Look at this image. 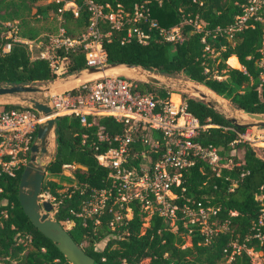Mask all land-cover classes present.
<instances>
[{
  "label": "trees",
  "instance_id": "16d2710c",
  "mask_svg": "<svg viewBox=\"0 0 264 264\" xmlns=\"http://www.w3.org/2000/svg\"><path fill=\"white\" fill-rule=\"evenodd\" d=\"M36 1L0 0V83L41 84L85 67L83 52L77 49L61 52L58 68L52 69L47 60L37 56L40 47L32 49V45L15 38L47 43L51 33L42 35L34 23L45 19L48 11L60 16L66 35L76 37L87 25V0H72L78 8L77 16L69 10L58 11L67 0L43 5H35ZM89 1L110 7L119 5L128 17L134 5H141L140 10L146 14L144 19L124 20L118 29H110L106 22L100 24L103 33L109 32L102 38L106 62L138 64L169 77L181 75L235 109L264 115V85H258L257 66L264 41V0L257 12L260 20L249 19L247 26L230 38L216 28L230 25L248 0ZM194 19L200 22L198 30L191 23ZM131 26L148 35L145 43L134 37L125 39ZM173 26L179 28L180 41H166L159 34V29ZM232 56L239 68L227 65ZM130 82L134 85L132 91L138 94L167 98L174 92L143 81ZM179 95L188 112L201 124H209L199 131L196 142L214 147L224 164L215 173L196 158L181 170L180 183L172 188L178 205L211 208L208 221L225 223L223 230L209 236L201 233L197 225L184 227L181 220L171 229L156 211L146 217L136 200L126 203L130 216L125 217L127 208L114 199L116 191L110 189L108 170L94 158L96 152L114 145L104 137L121 133L123 125L105 115L87 116L89 126L80 124L73 115L55 117V151L46 165L41 193L50 196L53 219L94 264H141L145 259V264H251L245 248L264 255V224L258 223L264 210V146L254 148L235 141L236 132L243 129L227 123L201 100ZM10 108L21 106L3 104L0 112ZM154 135L149 130H135L131 135L133 153L145 151L151 161L156 160L158 152H151L147 140ZM132 160L137 162V158ZM66 164L73 165L72 178L61 176ZM21 170L14 177L0 176V264H69L22 212L17 201ZM57 176L68 180L69 185L64 188L53 179ZM102 189L107 192L102 208L86 216L81 208ZM115 212L122 215L117 221H113ZM232 243L241 248L236 250Z\"/></svg>",
  "mask_w": 264,
  "mask_h": 264
},
{
  "label": "built area",
  "instance_id": "2783aa9c",
  "mask_svg": "<svg viewBox=\"0 0 264 264\" xmlns=\"http://www.w3.org/2000/svg\"><path fill=\"white\" fill-rule=\"evenodd\" d=\"M262 3L263 0H248L242 12L234 17L230 25L225 28L217 27L216 30L230 38L235 31L246 27L249 19L260 20L257 12ZM140 7L141 5H134L132 15L128 17L119 5L115 7L107 4L97 5L87 0L85 2L88 13L87 25L76 37L66 35L60 16L55 14L56 30L48 35L47 43L40 45L37 56L47 60L50 68L57 69L61 52L79 49L83 52L85 67L101 65L106 62L102 38L109 32L103 33L100 24L106 22L110 29H118L124 20L144 19L146 14L140 10ZM62 10H69L73 16H77L78 13V8L72 0L64 1L58 11ZM191 23L196 30L199 29L200 22L194 19ZM150 25H153V21H150ZM159 34L166 41L175 42L182 39L178 26L167 30L159 29ZM131 37L140 43H145L148 39V35L136 26L126 30L125 39ZM15 39L31 44L29 40ZM257 66L258 85H264V41ZM133 88L130 79L117 75H104L79 83L70 89L54 92L47 99L53 117L73 115L78 118L80 124L89 126L90 123L86 121L87 116L105 115L123 125L121 133L111 138L104 137L108 143L113 142L114 145L94 154L96 163L108 170L110 189L116 191L114 199L120 206L125 204L127 208L126 203L136 200L146 211V217L156 211L171 229H175V222L181 220L184 227L197 225L205 236L223 230L224 222L208 221V214L213 212L211 208L203 209L199 204L196 209L184 204L178 205L174 201L176 196L172 190L180 183L181 170L192 165L196 158L203 160L215 173L224 166L214 147L202 146L195 140L199 131L209 124H201L188 112L179 94H176L177 99L173 100L170 94L167 98H160L147 93H135L132 91ZM41 121L42 117L27 106L0 112V176L14 177L26 164L30 144ZM137 129L149 130L155 134L153 137L148 136L147 140L151 143V152H158L156 160L151 161L145 151L133 153L131 135ZM256 129L247 128L236 132L235 141L251 145V142L258 140L253 133ZM133 157L137 158V162H132ZM63 167L73 168V165L66 164L62 169ZM43 195L49 201L50 196L47 193H40V199L46 200L42 198ZM106 197V189L99 190L91 200L86 201V206L81 208L82 212L86 216L97 213ZM114 215L113 221L122 217L119 212H115ZM124 215L130 216L128 208ZM258 223L264 224V210H261ZM256 236L261 239L258 234ZM232 245L236 250L241 248L234 243ZM244 250L250 258L255 252L250 248Z\"/></svg>",
  "mask_w": 264,
  "mask_h": 264
},
{
  "label": "water",
  "instance_id": "95a60500",
  "mask_svg": "<svg viewBox=\"0 0 264 264\" xmlns=\"http://www.w3.org/2000/svg\"><path fill=\"white\" fill-rule=\"evenodd\" d=\"M116 69L136 71L134 77L122 76L130 80L147 82L165 90L188 92L194 98L201 100L207 107L220 114L233 127L241 129L264 128V115L236 109L240 114L242 113L248 118L247 121H238L223 106L212 100L207 93L200 90L198 84L187 79L185 81L176 79L165 81L157 76L160 74L151 72L138 64L105 62L98 66L83 67L41 84L0 83V98H8L17 102L2 104L27 106L35 110L42 117V121L37 125L34 139L30 144L27 162L20 173L17 184V201L32 226L54 244L69 264H94V262L72 240L61 225L49 215V212L52 210L51 203L40 199L41 184L46 173L45 168L55 151V117L52 116V108L47 98L54 92H59L57 90L62 87L69 86L72 88L79 83L104 76L109 70ZM163 76L168 79L171 78ZM135 77L138 78L132 79Z\"/></svg>",
  "mask_w": 264,
  "mask_h": 264
},
{
  "label": "rangeland",
  "instance_id": "374dc122",
  "mask_svg": "<svg viewBox=\"0 0 264 264\" xmlns=\"http://www.w3.org/2000/svg\"><path fill=\"white\" fill-rule=\"evenodd\" d=\"M49 1H52V0H38L35 2V5H43V4H46L47 2ZM7 24V23H5ZM36 26H38L41 30V34H45V33H51L53 34L55 32V29H56V25H57V21L55 20V14H53L52 12L48 11V16L45 18V19H40L38 21H36L34 23ZM7 35H9V33H7ZM50 35V34H49ZM30 45H32V49H34L35 47H40L41 43L38 41L36 43H31ZM227 65L230 66V67H233V68H239V64L237 63L236 59L234 56L230 57L228 60H227ZM129 71V75L134 77L136 75V72H133V71ZM127 71V72H128ZM131 72V74H130ZM106 75H117V76H124L122 75L121 73H107ZM160 79L162 80H165V81H171V80H179V81H185L186 79L181 76V75H178V76H175V77H171V78H166L164 77L163 75H157ZM129 77V76H128ZM138 77H135V78H132V79H137ZM45 85V84H44ZM76 85V84H75ZM183 94V95H186V96H192V94L188 93V92H183V91H178V90H174V92L170 93V96L172 97L173 95H176V94ZM213 96L216 98H213ZM212 96V100H214L215 102H217L219 105H223L226 109H227V112L236 117L238 121H247L248 118L245 117V115H243L242 113L240 114V112L238 110H236L235 108H233L229 103L228 101H226L225 99L221 98L220 96L216 95L214 93V95ZM218 98H221L223 99L224 102H219L217 99ZM2 103H17L16 100H12V99H8V98H0V106L3 105ZM254 137L257 136L258 140L255 141V142H251V145L252 147H262L264 146V128H257L254 132ZM72 168H69V167H63L62 171H61V176L62 177H71L72 178ZM46 175V173H45ZM44 175V176H45ZM61 176H57L55 178H53L55 181H58L60 182L64 188L67 187L69 185V181L62 178ZM71 183V182H70ZM42 194V193H41ZM45 195L42 196V198H44ZM46 200H48V198H44ZM50 201V200H49ZM51 203V201H50ZM52 205V208L54 207L53 206V203H51ZM49 215L52 217V210L49 212ZM147 261V259L145 260H142L141 264H145V262ZM263 261H264V255H262L260 252H254V254L252 255L251 257V264H263Z\"/></svg>",
  "mask_w": 264,
  "mask_h": 264
},
{
  "label": "bare ground",
  "instance_id": "6f19581e",
  "mask_svg": "<svg viewBox=\"0 0 264 264\" xmlns=\"http://www.w3.org/2000/svg\"><path fill=\"white\" fill-rule=\"evenodd\" d=\"M128 70H120V69H116V70H109L108 72H106V73H112V72H114V73H121L122 75H127L128 73H129V71L127 72ZM130 71H133V70H130ZM133 72H136V71H133ZM126 73V74H125ZM130 74H131V72H130ZM130 77H132V76H130ZM198 88L200 89V90H202L203 92H205V93H207L209 96H210V98H212V96L214 95V93L212 92V91H210L209 89H207V88H205V87H203V86H201V85H198ZM173 100H176L177 99V97H176V95H173L172 97H171ZM213 98H215L214 96H213ZM216 99V98H215ZM219 102H224L223 101V99H221V98H218L217 99ZM223 106V105H222ZM224 107V106H223ZM225 108V107H224ZM226 109V108H225ZM227 110V109H226Z\"/></svg>",
  "mask_w": 264,
  "mask_h": 264
},
{
  "label": "crops",
  "instance_id": "0c3cea01",
  "mask_svg": "<svg viewBox=\"0 0 264 264\" xmlns=\"http://www.w3.org/2000/svg\"><path fill=\"white\" fill-rule=\"evenodd\" d=\"M125 74H126V73H125ZM125 76H129V77H130L129 74H127V75H125ZM68 88H70V87H69V86H65V87H62V88L58 89L57 91H62V90H64V89H68Z\"/></svg>",
  "mask_w": 264,
  "mask_h": 264
}]
</instances>
